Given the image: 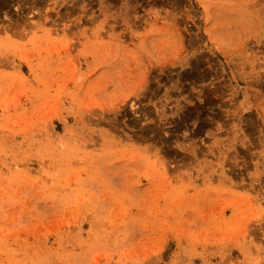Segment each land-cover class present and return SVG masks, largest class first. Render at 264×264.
I'll return each instance as SVG.
<instances>
[{"label":"rangeland","instance_id":"1","mask_svg":"<svg viewBox=\"0 0 264 264\" xmlns=\"http://www.w3.org/2000/svg\"><path fill=\"white\" fill-rule=\"evenodd\" d=\"M0 264H264V0H0Z\"/></svg>","mask_w":264,"mask_h":264}]
</instances>
